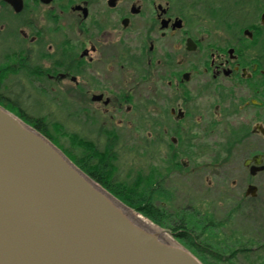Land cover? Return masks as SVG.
Wrapping results in <instances>:
<instances>
[{"label": "flooded vegetation", "instance_id": "1", "mask_svg": "<svg viewBox=\"0 0 264 264\" xmlns=\"http://www.w3.org/2000/svg\"><path fill=\"white\" fill-rule=\"evenodd\" d=\"M11 1L20 11L0 0L8 10L0 14V73L11 75L0 80V101L31 99L27 86L34 85L43 98L83 101V130L97 129L101 115L102 146L141 147L149 162L146 195H167L168 186L178 192L184 227H223L245 204L261 201L264 0L215 7L202 0ZM191 19L224 27L215 32ZM155 148L167 155L154 158ZM233 162L243 173L232 171ZM191 185L208 205L204 211L185 199Z\"/></svg>", "mask_w": 264, "mask_h": 264}, {"label": "water", "instance_id": "2", "mask_svg": "<svg viewBox=\"0 0 264 264\" xmlns=\"http://www.w3.org/2000/svg\"><path fill=\"white\" fill-rule=\"evenodd\" d=\"M19 122L0 106V264H201L137 228Z\"/></svg>", "mask_w": 264, "mask_h": 264}, {"label": "rangeland", "instance_id": "3", "mask_svg": "<svg viewBox=\"0 0 264 264\" xmlns=\"http://www.w3.org/2000/svg\"><path fill=\"white\" fill-rule=\"evenodd\" d=\"M181 1H183V0H181ZM197 1H201V0H197ZM202 1L212 2V4H211L212 7H215V6H219V4L226 3L228 0H202ZM249 7L253 9V6L250 5ZM174 9L179 10L180 8L175 7ZM6 13H8V10L6 8L0 9V14H3V16H4ZM196 22L199 23L200 25L210 27L215 32H219L224 27V25L222 23L223 21L219 22L215 19H209V20H206V19L193 20V19H191V20H187V23H190V24L196 23ZM236 22L240 23V26H242V25L248 23V19H243L242 22H240V19H239ZM43 25L44 24L41 22L40 23L41 29H48V28L53 29V26L48 27V26H43ZM8 29H9V27H8ZM12 30H14V28H12L9 31H12ZM48 32L51 34V31H48ZM52 35L54 37L53 39L58 38L57 34H52ZM56 42L60 43V40L58 39ZM4 73H6V75H4ZM8 74H10L9 70H8V72L2 71L0 73V80H1V78L3 79V78H5V76H8ZM10 76L11 75H9L8 77H10ZM10 80H14V79H10ZM52 86L53 85H51V87ZM13 87H15V86L13 85L12 88ZM37 87H38L37 85L29 86V87L27 86V88H28L27 90H29V92L33 93V98H31V99H27V100L17 99V100L11 101L14 103L6 102V101H2V102L9 104V106L10 105L14 106L16 111L22 113L24 116H27L26 118H29V117L44 118L45 121H47L49 123L55 122L57 124H60L63 127L66 135L67 134L69 136L73 135V136H76V137L83 139V140L84 139L92 140V143L94 146H92L91 144H90V146L96 148L99 152H101L105 149H108L109 153H111V155L113 156V157L111 156L112 157L111 164H112V172H113V179L112 180L115 182H118V184L124 183L122 185H124V187L131 188L129 190H133V188L129 185H131L132 183H134L136 181L137 183L133 187L137 191H135L132 194H128V195L131 197L135 196V197L145 198L144 202L149 204V206L151 207L150 209L152 211L153 210H158L159 212L164 211L167 216L166 217L164 216L162 221H165L164 224L166 225V227L170 226L169 228H172V227L178 228L179 231L177 234H181V232L187 230V229H183V228L192 229L193 232H191L190 236H189L190 232L186 231V232H188L187 236H189V237L186 238L185 242L187 244H190V241L196 242L198 247L197 248L192 247L191 249L196 250L197 255H199L200 257H202L204 259H209L213 256L212 254H215V256H220L222 258V261L224 262L222 264H264V249H263V247H264V245H263L264 244V218H262L260 216L261 213H264V174H262L261 176H258L256 179V181H258V179L260 180L258 182H259V195L261 196V201L259 199V201L257 200L254 203L245 204L243 206V208H244L243 211H241L239 213L232 214L230 221L225 226L218 228L217 225H215L214 227H210L211 228L210 232H209V230L204 232L201 228H198V227H192V226L191 227H189V226L184 227L183 224H185V223L181 222V219H179L177 217L178 213L176 212V209L178 207V197H177L178 192H176L175 190H171L170 189L171 187L169 188V186H168V187H165L166 189H164V191L167 193V195H163L164 197L161 194H157L156 191H153L154 194L151 196L146 195V193L148 194V192H146V190L149 188V186H148L149 181L147 183V181L145 179V174H146V167H147V164L149 162H148L147 156L142 152L141 147L127 146L124 143H121V144L115 143L116 145L112 144L113 146H110L109 148L102 146V143L100 141L103 140L105 134H103L102 132L97 131V130H99V126L101 127V131L104 130V129H102L103 128L102 122L104 121L103 116L99 115V117H98V123H97L98 128L97 129H92L89 132H86L85 130H83V127H82V119L83 118L81 115V108H82L81 103H83V101H77V100H74L72 98L66 99V97H64V95H53V96H49V95L47 96L46 95L47 97L43 98L44 96H40L36 92ZM4 89H5L4 87H1V91H3ZM55 90H56V92H57V90L60 91L58 88H55ZM47 91L51 92V90L49 88H47ZM7 112H9V111H7ZM165 114L167 115L166 119L168 120L170 118L169 108H167ZM11 115L13 117H15L17 120H19L21 123H23V121H21L19 118H17L14 114L11 113ZM169 120L171 122V118ZM26 125L29 126L28 124H26ZM29 127H31V126H29ZM47 128L49 130L50 136L53 138H56V140L62 146V148L66 149V151H69L70 154H72L73 156L76 157L75 159L80 161L82 151L79 149H76V146H73V144H71L72 142H70L71 140L69 141V137L65 136L64 134L60 135V136L53 134V133H51V130L49 129V127H47ZM56 133H59V132H56ZM61 133H63V132H61ZM171 135H174V133ZM45 139L49 143H51L47 138H45ZM163 141H164V139H163ZM167 141H168V139H167ZM96 142H98V145L96 144ZM54 147L56 149H58L56 146H54ZM155 147H157V146H155ZM162 147H164V146H162ZM58 150L64 155V153L60 149H58ZM153 152H154V154H153L154 158H161V157H164L165 155H167L165 153L164 149H162V148L161 149L155 148ZM263 152H264V145H263ZM66 159L69 160L67 157H66ZM238 162L241 163V161H239V160H238ZM71 163L76 169H78L77 166L73 162H71ZM240 163H237V162L234 163L233 162V164H232V171L233 172H240V173L242 172L243 173L242 165ZM157 179H158V177H155L154 181H156ZM168 180L170 182V186H171V184H173V186H174V188H176V190L179 188L177 186V182H178L177 178H175V177L170 178V179L168 178ZM91 181L93 183H95L96 185H98L107 194L111 195L100 184L96 183L93 180H91ZM154 181H153V183H154ZM162 185L164 186V184H162ZM111 187H115V186L111 185ZM119 187H121V185H118L116 189L118 190ZM161 188H163V187H161ZM183 190L187 195L185 197V199L189 203H191L192 206H194V208H196V210L198 209L200 211H204V209H206V207L208 205L204 202H201L202 200H201V197L199 196L201 192L199 193L193 185H191L189 187H184ZM136 192H137V194H136ZM125 195H127V194H124V196ZM111 197H113L120 205H122L126 209L132 211L135 214L142 216L141 213L133 210L130 207H127L125 204L120 202L114 196L111 195ZM217 198L218 197H215V199H217ZM212 201H214L213 198H212ZM137 203H140V202L138 201ZM136 205H138V204H136ZM161 205L163 207H161ZM215 206H216V209H218V203H216ZM219 216L220 217L222 216V209L219 210V212H217L216 217H219ZM143 218H145V217H143ZM145 219H147V218H145ZM150 223H151V225L154 226V229L156 231H158V232L163 231L162 229L159 228V226L155 225L152 222H150ZM152 230L150 228L145 229V231H147L148 233H151L152 235L156 236L160 242H163L166 244H171L172 242L165 239L164 238L165 235L171 237V239L174 241V243H176L177 245H179L180 247H182L183 249H185L186 251L191 253L186 248V246L184 245L185 244L184 242H181V241L176 240L174 238L173 235L175 233L173 231H171L170 229L169 230L171 231V234H173L172 236L169 233H164V231H163V233H161L159 235L154 234L156 232H152ZM216 230H218V232H216ZM214 232H216V234H215L216 236L214 235ZM235 240L240 241L241 244L242 243L245 244L244 246L251 247V251H249V253H246V254L236 253L233 255L232 258H229L230 259L229 261H227L228 256H230V254H228L229 252H227L225 250L220 252L219 248H217L218 244H221V243L224 244L225 243V245L229 246V248L233 247V249L234 248L238 249L241 244L234 243ZM238 241H236V242H238ZM204 244H210V246L204 245ZM223 246L224 245H222L221 247H223ZM201 251H203V252H201ZM194 257L196 258V256H194ZM196 259H198V258H196Z\"/></svg>", "mask_w": 264, "mask_h": 264}, {"label": "trees", "instance_id": "4", "mask_svg": "<svg viewBox=\"0 0 264 264\" xmlns=\"http://www.w3.org/2000/svg\"><path fill=\"white\" fill-rule=\"evenodd\" d=\"M10 103H14V102H10ZM0 106L3 107L4 109H6L7 111H9L10 113L14 114L17 118H19L21 121H23V123L28 124L29 126L34 128L38 133H40L42 136L47 138L54 146H56L58 149H60L64 153V155L77 166V168L81 172H83L91 180L100 184L108 193H110L112 196L117 198L120 202L125 204L127 207H130L133 210L141 213V215L143 217L147 218L150 222L159 226V228L162 229L164 231V233H169L172 236L173 234H171V231H173L175 233L173 235L174 238L176 240L184 242L185 243L184 245L186 246V248L194 256H196V258H198V260L201 264H222V263H224L220 256H215V254H212L213 256L211 258L204 259V258L200 257L199 255H197L196 250L191 249L192 247L193 248L198 247L196 242L190 241V244H187L185 242L186 238H188L191 235V232H193L192 229L183 228V229H187L186 231L190 232L189 236H187L188 232H186V231L181 232V234H177L179 231L178 228H175V227L169 228L170 226L166 227V225L164 224L165 221H162L163 217L167 216L164 211L163 212H159L158 210L152 211L150 209L151 207L149 206V204L144 202L145 198L135 197V196L131 197L128 194L124 196V194H126V192H128L129 189H131V188L124 187V185H122L124 183L118 184V182H115L112 180L113 179V172H112L111 162H112L113 156L111 155V153H109L108 149H105V150L99 152L96 148L91 147L90 144L85 142L83 139H80V138L73 136V135H70V136L68 134L66 135L63 127L60 124H57L55 122L49 123V122L45 121L44 118H37V117L36 118H32V117L26 118L27 116H24L22 113L16 111L14 106H9L7 103L2 102V101H0ZM47 127H49V129L51 130V133H53V134H56L59 136L64 134L65 136L69 137V141L71 140L70 142H72L71 144H73V146H76V149H79L82 151L80 161L75 159L76 157L73 156L72 154H70L69 151H66V149L62 148V146L58 143L56 138H53L50 136V133H49V130ZM56 132H59V133H56ZM61 132H63V133H61ZM111 185H113L115 187H111ZM118 185H121V187H119L117 190L116 188ZM129 186H131L133 189H135L133 187L134 186L133 183ZM138 201L140 203H137ZM135 203L138 205H136ZM260 216L262 218H264V213L261 214ZM201 229L204 232L208 231V230H209V232L211 231L210 227H205V228H201ZM216 232H218V230H216ZM216 232H214V235L216 234ZM236 241H238V240H235L234 243L241 244L240 241H238V242H236ZM242 244L239 246L238 249L237 248L233 249V247L229 248V246L225 245V243L224 244L223 243L218 244L217 248H219L220 252L224 251V250L229 252L228 254H230V256H228V258H227V261H229L230 260L229 258H232L233 255L236 253L246 254V253H249V251H251V247H249V246L247 247V246H244L245 244H243V245ZM204 245L210 246V244H204ZM222 245H224V246L221 247ZM263 249H264V247H263ZM201 252H203V251H201Z\"/></svg>", "mask_w": 264, "mask_h": 264}, {"label": "bare ground", "instance_id": "5", "mask_svg": "<svg viewBox=\"0 0 264 264\" xmlns=\"http://www.w3.org/2000/svg\"><path fill=\"white\" fill-rule=\"evenodd\" d=\"M20 123V122H19ZM21 124V126L24 128V129H28L24 124H22V123H20ZM65 159V161L67 162V164L68 165H70L73 169H74V171L78 174V175H80L84 180H85V182H87V184H89L92 188H94L95 190H97V191H100L103 195H105L106 197H108L115 205H117L120 209H122L124 212L123 213H125L126 215H127V217L128 218H130L131 219V221H132V223L137 227V228H142V229H153V230H155L154 229V226L153 225H151V223L147 220V219H145V218H143L142 216H140V215H138V214H135V213H133L132 211H130V210H128V209H126L125 207H123L122 205H120V204H118L115 200L113 201V199L111 198V197H109L98 185H96L95 183H93L91 180H89V178L88 177H86L82 172H80V170H78V169H75L74 168V166L72 165V163L69 161V160H67L66 158H64ZM156 231V230H155ZM159 233H161V232H159ZM164 236V235H163ZM165 239H167V240H169V241H171L172 242V244H176V243H174V241L171 239V237H169V236H167V235H165V237H164ZM177 245V244H176ZM178 247H179V245H177ZM182 250H184V251H186L185 249H183V248H181Z\"/></svg>", "mask_w": 264, "mask_h": 264}]
</instances>
